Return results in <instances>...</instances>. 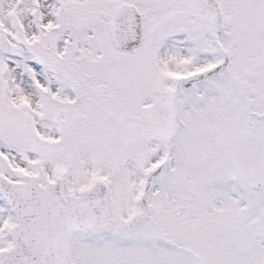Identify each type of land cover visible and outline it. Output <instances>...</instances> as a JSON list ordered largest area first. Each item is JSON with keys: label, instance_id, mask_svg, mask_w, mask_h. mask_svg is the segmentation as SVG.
Listing matches in <instances>:
<instances>
[{"label": "snow or ice", "instance_id": "1", "mask_svg": "<svg viewBox=\"0 0 264 264\" xmlns=\"http://www.w3.org/2000/svg\"><path fill=\"white\" fill-rule=\"evenodd\" d=\"M0 264H264V0H0Z\"/></svg>", "mask_w": 264, "mask_h": 264}]
</instances>
